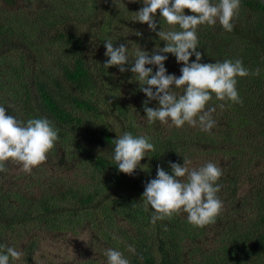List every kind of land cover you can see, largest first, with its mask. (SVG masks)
I'll return each mask as SVG.
<instances>
[{
  "label": "trees",
  "instance_id": "trees-1",
  "mask_svg": "<svg viewBox=\"0 0 264 264\" xmlns=\"http://www.w3.org/2000/svg\"><path fill=\"white\" fill-rule=\"evenodd\" d=\"M143 7L142 0H0V106L24 122L47 118L59 130L44 165L27 173L9 164L0 173V245L24 253L16 264H34L45 241L61 242L68 234L75 240L88 235L86 250L96 254L61 264H108V249L121 251L130 264H264V0H241L232 32L219 23L198 30L202 63L239 59L260 70L238 78L242 104L213 98L211 133L148 123V98L131 64L124 73L103 66L108 40L128 47L129 63L138 51L166 46L137 22ZM157 24V31L171 30L163 20ZM182 67L167 54V74L180 77ZM125 132L155 146L131 176L112 159ZM183 158L190 169L211 162L223 171L217 195L224 210L213 225L193 227L186 214L153 224L154 210H145V185L158 168L171 175L169 163L183 166Z\"/></svg>",
  "mask_w": 264,
  "mask_h": 264
},
{
  "label": "clouds",
  "instance_id": "clouds-1",
  "mask_svg": "<svg viewBox=\"0 0 264 264\" xmlns=\"http://www.w3.org/2000/svg\"><path fill=\"white\" fill-rule=\"evenodd\" d=\"M142 3L144 7L135 13L137 22L147 24L161 41L166 42V46L151 54L138 51L134 63H129L128 47L123 43L115 47L108 40L104 43L108 59L103 66L107 69L115 66L124 73L129 70L125 65L131 64L130 71L140 84V91L148 98L144 102L148 123L159 121L167 126L171 122V126L176 128L187 124L211 133L216 127L213 116L216 108L210 106L213 98L242 104L238 78L259 76L260 70L250 71L239 59L202 63L197 33L201 26L214 27L217 23L224 31L232 32L241 0H218L217 3L213 0H142ZM185 10L192 15H186ZM158 19L171 30L165 31L162 27L157 31ZM167 54L174 55L183 65L180 77L167 74ZM193 55L195 62H191ZM149 65L156 66L155 74L151 67H147ZM176 89L182 90V94L178 95ZM150 101H158L159 107H148ZM220 107L224 104L221 103ZM58 132L47 118H32L24 122L8 115L6 108L0 106V173L7 172L9 164L19 165L27 173L44 165L59 139ZM153 151L155 146L148 137L125 132L115 140L112 159L121 173L131 176ZM183 160V166L169 163L171 175L162 167L157 169V177L145 185L142 197L145 210L148 206L154 210L153 224L186 214L193 227L213 225L224 210V203L217 195L222 188L219 181L223 171L211 162L199 169H190L191 161ZM0 248H5L0 252V264H10V261L16 264L24 255L15 247L0 245ZM128 250L135 253L131 245ZM104 255L108 264H130L121 251L108 249Z\"/></svg>",
  "mask_w": 264,
  "mask_h": 264
},
{
  "label": "rangeland",
  "instance_id": "rangeland-1",
  "mask_svg": "<svg viewBox=\"0 0 264 264\" xmlns=\"http://www.w3.org/2000/svg\"><path fill=\"white\" fill-rule=\"evenodd\" d=\"M142 28L143 30H145V32L150 31L147 24H142ZM149 44L153 46V44H151L150 42ZM108 91L109 89H106L104 91V94L106 95ZM112 118L114 117L111 116V120ZM141 122L142 121L140 119L139 123ZM113 123L116 128L120 129L117 123ZM71 174H73V171H71ZM73 239L74 238L70 234H68L61 242H52V240H49L47 242L45 241L41 250L37 254L36 262L34 264H46L47 262L61 264V262L64 261L70 262L73 260H83V254H86V252L90 254L92 253L93 255L96 254V252L86 250L88 244V235H81L79 240Z\"/></svg>",
  "mask_w": 264,
  "mask_h": 264
}]
</instances>
